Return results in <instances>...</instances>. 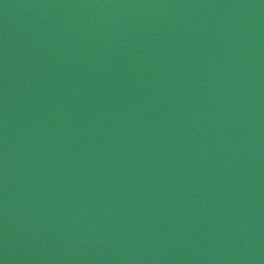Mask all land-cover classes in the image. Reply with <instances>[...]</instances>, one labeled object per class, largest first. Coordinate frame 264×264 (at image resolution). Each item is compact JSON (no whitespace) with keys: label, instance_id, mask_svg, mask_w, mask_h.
Wrapping results in <instances>:
<instances>
[{"label":"water","instance_id":"1","mask_svg":"<svg viewBox=\"0 0 264 264\" xmlns=\"http://www.w3.org/2000/svg\"><path fill=\"white\" fill-rule=\"evenodd\" d=\"M0 264H264V0H0Z\"/></svg>","mask_w":264,"mask_h":264}]
</instances>
